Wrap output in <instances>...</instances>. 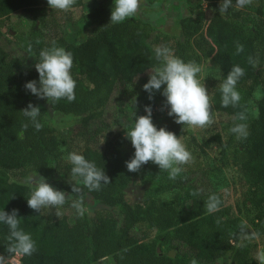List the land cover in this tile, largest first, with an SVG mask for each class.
Instances as JSON below:
<instances>
[{
  "label": "trees",
  "instance_id": "obj_1",
  "mask_svg": "<svg viewBox=\"0 0 264 264\" xmlns=\"http://www.w3.org/2000/svg\"><path fill=\"white\" fill-rule=\"evenodd\" d=\"M259 1L260 14L253 17V27L247 34L244 33L247 23L235 7L224 15L216 12L211 23L215 27L211 46L206 51L201 49L204 55H198L190 40L202 27L203 19L199 15L179 21L183 41H171L151 25L128 18L97 29L76 44L64 36L45 40L47 0L40 6L32 0H0V211L18 210L19 228L30 234L36 245L31 256L20 257V264H191L193 259L197 264H214L225 257H231L235 264L259 263L255 254L257 246L240 239L245 233L264 235V0ZM16 12L30 17L21 45L12 31H2ZM191 13H194L192 9ZM53 42L72 53L71 74L76 88L73 102L61 99L48 105L54 112L80 117V154L104 170L110 179V183L91 193L78 180L72 181L71 164L60 160L66 139L57 136L42 113L38 117L42 124L39 131L20 113L29 103L36 106L41 100L24 85L33 80L38 82L34 64L39 52L51 47ZM161 45L184 62L200 64L202 58H210L211 65L221 74L218 83L210 88L214 108L236 124L248 125L241 150L248 162L262 164L259 169L252 166L241 169L244 205L254 216L251 232L237 216L240 207L234 210L226 206L203 183L189 182L182 173L175 180L169 179L168 172L160 171L151 162L137 173L127 171L125 162L133 157L134 148L125 133L131 129L136 116L144 115L146 106H151L152 111L155 109V103L139 97L137 91L147 83V72L158 66L155 48ZM238 45L243 46L239 53ZM30 54L35 56V63L28 66ZM249 58L258 64L254 67ZM237 65L245 72L236 86L241 100L236 106L222 107L219 84ZM259 86L263 90L255 101L257 114L250 117L248 103ZM241 113L246 115V120L237 119ZM152 121L157 129L164 127L179 136L181 125L174 120L162 124L152 116ZM24 124H28L26 130L22 127ZM114 127L127 131L114 132ZM26 167L67 194H71L70 184L81 187L85 197L117 208L119 219L99 213L89 223L84 214H78L71 207L72 202L66 204L69 213L60 217L54 216L50 209L34 212L26 201L30 189L9 182L8 174ZM56 175L63 180H56ZM136 178L141 185L151 181L156 185L142 203L130 204L126 190ZM166 194H171V198H161ZM210 194H216L221 200L220 210L212 214L204 206ZM139 225L145 229L141 230ZM152 233L154 237H150ZM7 237V226L0 224V255H9Z\"/></svg>",
  "mask_w": 264,
  "mask_h": 264
},
{
  "label": "clouds",
  "instance_id": "obj_2",
  "mask_svg": "<svg viewBox=\"0 0 264 264\" xmlns=\"http://www.w3.org/2000/svg\"><path fill=\"white\" fill-rule=\"evenodd\" d=\"M253 0H222L219 4V14L224 15L232 7L242 9L250 5ZM76 0H47V5L51 10L67 12ZM141 0H113L110 13L109 24H119L126 19L139 13ZM31 50V46H29ZM243 51V46H237V53ZM155 59L158 66L148 73V81L143 85V91L147 92L149 100L153 98L155 92H160L164 97L162 108H167V115L174 118V123L191 128L210 127L215 121L211 111V98L209 92L198 74L201 67L195 61L184 62L176 57L166 46L155 48ZM249 63L254 67L258 61L249 58ZM73 67L72 53L63 47H57L55 42L49 48L39 52V59L34 64L38 73V82L29 81L24 88L38 99L46 100L51 106L61 99H66L71 103L75 100L76 81L73 79L71 69ZM244 69L240 66H233L219 84L221 93V106H236L241 100V95L237 91V83L244 76ZM162 89V91H161ZM146 115L136 116L131 129L125 133V138L130 141L134 148L133 157L126 161L128 172L137 173L141 167L149 162L158 166L160 171H166L169 179L175 180L184 170L183 166L192 160V154L187 150L182 138L167 131L164 127H157L152 121V108H144ZM20 113L27 118L36 131L41 130L42 124L38 121L41 115L40 107L29 103ZM240 121L246 120L244 113L237 117ZM23 129L28 128L24 124ZM235 134L238 140L245 139L248 135L247 125L237 123L229 129ZM23 133H21L22 135ZM67 161L71 164V176L78 180L88 193L98 191L102 185L110 183L109 177L104 170L97 168L96 164L89 162L85 157L76 152H71L67 156ZM32 191L27 201L29 209L39 213L42 209H53L63 206L69 199H72L71 207L83 215V204L85 195L82 188L71 185V194L57 190L52 187L45 177L35 173L26 178ZM75 194V198H73ZM199 195V192H193ZM14 198V197H13ZM221 200L216 194H210L205 201L207 213L212 214L220 210ZM56 215L60 213L57 211ZM0 224L8 228L7 256L0 255V264H10L13 256H31L36 251L35 242L31 235L19 228L20 219L18 210L13 209L11 213L0 211ZM248 238H258L257 233H252ZM259 264H264V250L256 253ZM191 264H197L193 259Z\"/></svg>",
  "mask_w": 264,
  "mask_h": 264
},
{
  "label": "rangeland",
  "instance_id": "obj_3",
  "mask_svg": "<svg viewBox=\"0 0 264 264\" xmlns=\"http://www.w3.org/2000/svg\"><path fill=\"white\" fill-rule=\"evenodd\" d=\"M36 6L42 5L44 0H32ZM221 0H141L139 13L131 18L141 20L144 25H151L162 36L168 37L171 41H183L181 37V29L179 21L187 17L193 18L199 15L202 19V27L199 33L190 40L191 46L198 55L203 54L201 49L206 51L207 46H211V38L214 35L215 27L211 24L213 15L218 12ZM215 4V5H214ZM259 0L236 10L240 11L241 17L246 21L244 33H249L252 29L253 17L260 14ZM113 0H76V3L67 11L61 12L51 10L45 7V40L64 36L69 41L79 44L89 37L95 30L105 28L111 24L110 13L112 10ZM193 10V14L191 13ZM30 22V17L22 12H16L6 21V27L3 32L12 31V36L18 45L23 44L22 39ZM204 55V54H203ZM35 63V56L30 54L26 65L31 66ZM201 72L198 78L204 82L209 96L211 98V85L218 83L221 74L218 69L211 65L210 58H202L200 64ZM148 80V75H147ZM263 87L256 88L253 94V100L248 103V114L250 117H255L257 108L255 101L262 95ZM162 91V89H161ZM137 95L143 99H148V93L143 91V86L138 87ZM155 103V109L152 111V116L165 124L173 117L167 115V108H162L164 97L160 92H155L151 99ZM36 106L40 107V112L43 114L48 126L56 131L58 137L66 139V146L61 148L60 160L66 163L67 156L71 152L81 153L82 143L78 136L81 131L80 117L67 115L59 112H54L47 101L38 100ZM211 111L214 118V123L210 127L204 129L183 127L181 125L180 134L182 142L186 145L188 151L191 152L193 160L183 166L184 178L194 184H204L209 191L215 192L224 202L226 206L230 205L235 210L236 206L240 207V213L237 214L246 224L251 232L254 216L248 208H245L243 201V187L241 184L242 174L241 169L246 166H252L259 169L262 164L259 161L248 162L245 154L241 150L243 139L238 140L235 134H232L229 129L236 123L232 118H228L214 108L211 101ZM144 115L146 113L144 112ZM247 125V124H246ZM114 132L127 131L118 127L113 128ZM248 131V125H247ZM155 168L158 166L155 165ZM35 174L31 167H26L24 170L8 174L10 184L15 182L26 186L32 191L31 186L26 183V178ZM56 180H63L62 176L56 175ZM76 182V179L72 180ZM52 187L57 189L52 182L47 181ZM156 182L151 181L145 185L140 184V179L136 178L126 190V198L130 204L142 203L147 193L155 187ZM58 190V189H57ZM163 199H170L171 194L161 196ZM72 202L69 199L63 206L50 209L54 216L60 217L63 214H68L69 209L66 204ZM248 206V204H246ZM84 218L92 223L94 218L99 213H106L114 216L116 220L119 217L116 215L117 208H109L100 202L94 201L90 197H86L84 204ZM60 215L57 216L56 212ZM141 230H144L143 225H139ZM252 234V233H251ZM250 233L241 235V241H249L257 246V251L264 250V235L258 238H248ZM155 234H150L154 237ZM166 251L168 250L165 247ZM173 253H175L173 251ZM255 253V254H256ZM214 264H235L231 257H225ZM259 264V263H258Z\"/></svg>",
  "mask_w": 264,
  "mask_h": 264
},
{
  "label": "built area",
  "instance_id": "obj_4",
  "mask_svg": "<svg viewBox=\"0 0 264 264\" xmlns=\"http://www.w3.org/2000/svg\"><path fill=\"white\" fill-rule=\"evenodd\" d=\"M10 264H20V257L13 256L11 261H10Z\"/></svg>",
  "mask_w": 264,
  "mask_h": 264
}]
</instances>
